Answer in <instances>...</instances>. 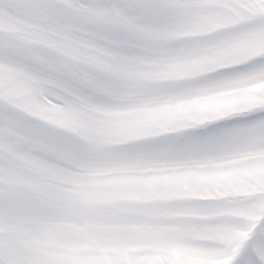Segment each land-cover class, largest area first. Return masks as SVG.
<instances>
[{"label": "snow or ice", "instance_id": "obj_1", "mask_svg": "<svg viewBox=\"0 0 264 264\" xmlns=\"http://www.w3.org/2000/svg\"><path fill=\"white\" fill-rule=\"evenodd\" d=\"M0 264H264V0H0Z\"/></svg>", "mask_w": 264, "mask_h": 264}]
</instances>
